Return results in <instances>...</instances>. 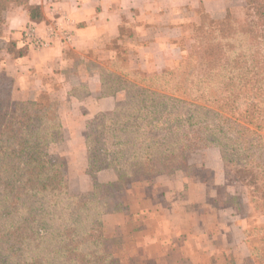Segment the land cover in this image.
<instances>
[{
  "label": "trees",
  "instance_id": "16d2710c",
  "mask_svg": "<svg viewBox=\"0 0 264 264\" xmlns=\"http://www.w3.org/2000/svg\"><path fill=\"white\" fill-rule=\"evenodd\" d=\"M242 1L243 21L228 10L216 20L202 11L193 25L186 57L200 69L191 75L193 102L181 115L172 110L178 99L166 94L174 70L127 79L116 73L120 55L106 59L112 70L102 62L101 81L111 82L108 92H124L122 101L95 115L84 132L87 172L111 167L117 173L105 187L117 190L124 179L141 181L182 169L189 142H181L176 131L197 127V142L217 147L229 166L216 205L246 216L260 191L262 204L254 208L264 213V0ZM10 3L23 6L31 20H41V7L29 0H0V33ZM7 49L21 53L13 42ZM209 82L217 84L221 97L211 99ZM13 87L14 79L0 72V264H117L104 247L102 216L111 208L99 196L102 185L94 182L88 194L69 195L63 162L47 152L63 138L58 100L15 99ZM236 183L253 187L247 201L228 189ZM261 245L251 247L240 264H264V233Z\"/></svg>",
  "mask_w": 264,
  "mask_h": 264
},
{
  "label": "crops",
  "instance_id": "0c3cea01",
  "mask_svg": "<svg viewBox=\"0 0 264 264\" xmlns=\"http://www.w3.org/2000/svg\"><path fill=\"white\" fill-rule=\"evenodd\" d=\"M201 2L206 6L207 0H29L41 7L40 21L31 20L23 6L13 5L5 12L0 72L14 79L15 99H36L47 92L58 100L63 140L54 146L67 156L69 183L73 173L79 174L75 192L87 191L92 182L85 172L87 123L99 113L111 112L124 96L121 90L103 93L106 84L101 81L102 60L115 57L110 45L119 41L121 24L129 17L141 23L165 21L171 12L174 27L176 10ZM28 26L49 40V46L31 44L24 35ZM61 28L70 34L68 40L50 35ZM153 40L150 43L161 45L158 37ZM9 42L19 55L7 49ZM146 48L137 51L143 62ZM70 51L78 56L76 60ZM209 148L213 147L204 149L201 161L188 164L214 169L211 179L174 171L131 180L124 186L126 197L117 203L120 207L102 216L105 239L120 240V247L113 250L119 264H228V254L245 248L237 211L215 203L217 189L226 185V179L219 151ZM207 154L212 159L205 158ZM117 178L111 167L93 175L97 182ZM243 249L242 256L246 254Z\"/></svg>",
  "mask_w": 264,
  "mask_h": 264
},
{
  "label": "rangeland",
  "instance_id": "374dc122",
  "mask_svg": "<svg viewBox=\"0 0 264 264\" xmlns=\"http://www.w3.org/2000/svg\"><path fill=\"white\" fill-rule=\"evenodd\" d=\"M160 2V0H159ZM13 5H17L15 3H10L7 7L10 8ZM20 6V5H19ZM6 9V11H7ZM229 11L235 18L239 21H243L245 19L246 7L242 0H207L206 6L201 2L200 4H194V6H183L180 7L179 10L175 12V21L176 25L172 27L175 23L170 21L173 16L171 12L167 13V17L165 21H159L156 23H141L134 18L133 20L129 17L128 20L124 21L120 26V39L119 41H115L110 46L114 48L116 54L120 55L121 60L116 62L117 70L116 73H120L119 76L131 79V78H142L147 76H153L163 72L165 70H174L173 76L170 78V81L173 86L166 93L167 96H170L172 99H178L177 103L173 105V112L176 114H183L192 104V98L189 91L190 81L192 79V74L197 73L200 69L199 64L192 58L186 57L189 51V45L192 40L193 35V25L199 22L202 11L207 13V16L212 19H222L226 15V11ZM5 11V12H6ZM5 15V13H4ZM3 28V27H2ZM141 29L143 32H139ZM1 34L0 33V47L1 43ZM174 35V36H173ZM160 39L161 45L152 44L156 38ZM173 37H176L172 39ZM169 39V40H167ZM172 39V40H171ZM7 47V45H6ZM139 47H147L145 52L147 55V60L138 57V48ZM115 54V55H116ZM104 55V54H102ZM111 59L110 57L107 58ZM122 59H124L122 61ZM106 59L102 60L105 69H113L107 62ZM107 61V62H106ZM133 76V77H132ZM109 79L107 78L106 91L111 90L109 84H111ZM209 88L208 93L211 95V99L219 98L222 96V92L218 89L217 84L213 82L208 83ZM50 99H54L51 94L47 92H43L36 99H32L33 101H42L48 102ZM123 99V98H122ZM122 99L120 101H122ZM119 101V102H120ZM168 104L172 105L171 101H168ZM142 123V121H140ZM92 125L87 123L85 127V131L90 130ZM197 128V127H196ZM196 128L184 126L181 127L178 131H176V135L181 136V142H189L188 148L184 151L185 153V165L182 169L176 171L186 172L187 175L196 174L202 178L211 179L214 174V169L206 168L204 165L202 167L192 166L188 164L191 160L201 161L204 157V149L207 147H203L202 142L198 141L197 137H201V132L196 131ZM161 131L159 132V134ZM194 135H197L194 137ZM84 139V137H83ZM63 140V138H62ZM61 140V141H62ZM59 141V142H61ZM192 141V142H191ZM195 141V142H194ZM57 142V143H59ZM192 143V144H190ZM193 148L189 147L193 144ZM56 144V143H55ZM182 145V144H181ZM216 148L215 146H210ZM209 148V149H213ZM61 149L55 148L54 144L49 147L47 152L52 158L60 160L64 164L65 176L68 182V192L69 195H86L92 190V185L94 182L102 185L98 189L99 196L102 198H107L109 201V208H119V204L124 201L126 197L124 195V186H126L129 181L134 180L132 178L124 179L119 182L117 190H111L110 187H105L108 183L105 182H97L93 180L94 172L88 173L87 169L85 172L90 176L91 185L87 191L82 193L75 192L78 189V177L79 174L73 173L70 177L72 181L69 183V173L67 169L68 159L67 156L59 154L58 152ZM218 150V149H217ZM216 150V151H217ZM214 155L217 156L215 153ZM205 158L212 159V155L209 156L207 154ZM188 167V168H186ZM224 171L229 169L227 164L223 163ZM75 168V167H74ZM227 168V169H226ZM174 172V171H173ZM70 184V189H69ZM260 184V181L257 180V185ZM231 192L238 194L240 197L245 198V201L248 200L247 195L251 194L253 187L250 185L248 187L243 186L242 184L236 183L233 186L229 187ZM220 192H223V189H220ZM250 192V193H249ZM263 199H261V192L256 191V197L253 199V203L248 205L245 214L246 216L239 215V221L243 226V238L245 242V248L243 249L246 253L244 256L241 254V250H238L237 254H228L227 262L233 261L234 264H240L242 260L249 255V250L251 247H261V237L264 233V213L263 209H255V205H261ZM116 204V205H115ZM121 205V204H120ZM105 234V232H104ZM105 237H107L105 235ZM120 240L117 238H106L104 241V247L107 250L114 253L113 250L118 249L120 246ZM115 258V254H113ZM117 264H119L117 262Z\"/></svg>",
  "mask_w": 264,
  "mask_h": 264
},
{
  "label": "built area",
  "instance_id": "2783aa9c",
  "mask_svg": "<svg viewBox=\"0 0 264 264\" xmlns=\"http://www.w3.org/2000/svg\"><path fill=\"white\" fill-rule=\"evenodd\" d=\"M59 34L60 37L63 40H68L70 37V34L65 29H54L51 31L50 35ZM24 35L29 40L31 44H33L35 47H47L50 44L49 40L40 38L36 35V31L34 26H28L24 30Z\"/></svg>",
  "mask_w": 264,
  "mask_h": 264
}]
</instances>
